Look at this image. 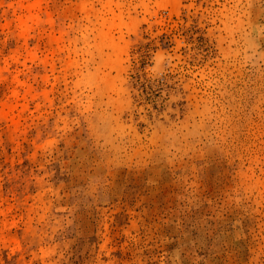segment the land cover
I'll use <instances>...</instances> for the list:
<instances>
[{
	"label": "rangeland",
	"instance_id": "rangeland-1",
	"mask_svg": "<svg viewBox=\"0 0 264 264\" xmlns=\"http://www.w3.org/2000/svg\"><path fill=\"white\" fill-rule=\"evenodd\" d=\"M0 264H264V0H0Z\"/></svg>",
	"mask_w": 264,
	"mask_h": 264
}]
</instances>
